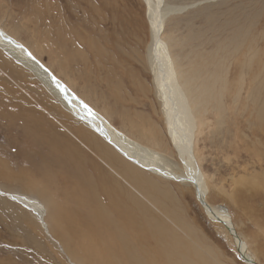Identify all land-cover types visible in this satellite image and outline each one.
I'll list each match as a JSON object with an SVG mask.
<instances>
[{
	"label": "rangeland",
	"instance_id": "1",
	"mask_svg": "<svg viewBox=\"0 0 264 264\" xmlns=\"http://www.w3.org/2000/svg\"><path fill=\"white\" fill-rule=\"evenodd\" d=\"M124 1L127 6L123 7L136 12L139 19L137 29L124 28V35L113 31L115 28L96 14L91 17L89 2L81 0H0V28L32 50L121 132L144 145L153 141L150 148L179 166L150 67L152 35L146 5L142 0ZM166 4L184 9L167 20L163 36L174 45L171 50L181 80L189 88L194 105L198 126L194 151L207 178L206 200L215 208L227 210L236 233L246 244V254L257 264H264V0H166ZM47 15L49 20L44 18ZM48 21L53 26L44 24ZM65 28L73 29L74 35L62 42L59 36L64 37ZM132 30L136 32L133 39L128 38ZM117 49L122 56L115 53ZM112 57L123 66L119 72ZM107 68L115 79L124 68L146 91L131 95L124 82L123 94L131 99V105H119L105 84L96 83L106 77ZM45 89V83L28 65L0 46V264H172L189 259L190 264H247L234 235L209 219L190 183L141 170L99 135L94 141L114 153L110 162L114 173L121 174L122 186L127 184L125 189L140 200V208L143 204L153 210L139 224L129 225L130 230H144L136 236L140 245L135 244L136 251L127 241L128 247L119 246L115 237L101 234L102 228L94 234L85 225L67 227L69 237L59 234L54 218H60L59 213L75 218L82 209L77 198L64 193L60 178L52 183L30 166L37 162L33 157L38 151L34 152L33 146L39 143L28 139V129L37 132L39 139H51L40 125L52 121L56 134L59 129L68 132L57 134V144L73 136L70 127L60 124L71 123L65 118L69 113L66 106L56 96L50 103ZM133 102L138 106L132 107ZM137 108L145 117H134L139 113ZM142 121L155 126L144 138L133 131V124ZM21 147H26V152H21ZM92 155L110 176L112 169ZM89 167L92 169L83 167L85 177L91 174ZM76 181L85 180L74 178L68 190L73 192ZM86 185L93 190L98 187ZM17 196L44 206L50 214H45L49 227ZM110 213L113 220L118 218ZM160 231H165L164 237H158Z\"/></svg>",
	"mask_w": 264,
	"mask_h": 264
},
{
	"label": "bare ground",
	"instance_id": "2",
	"mask_svg": "<svg viewBox=\"0 0 264 264\" xmlns=\"http://www.w3.org/2000/svg\"><path fill=\"white\" fill-rule=\"evenodd\" d=\"M81 1L89 2L90 7L92 8V12L90 13L91 17H94L96 14L97 18L101 20L104 19V21L109 23L110 26L112 25V28H115L113 31L116 30L124 35L126 33L123 31L124 28L135 27V29H137V25L139 24V19L137 17L138 14H136L133 10H128L123 7V5L127 6V2L124 0ZM142 1L146 5V13L149 17V25L152 35V43L148 49L150 67L156 80L160 101L162 102L166 119L167 133L173 148L177 152L179 166L174 165L172 161L164 155L150 148V146L154 143L153 141H148V144L145 143L144 145L121 132L103 115L89 106L85 100L75 94L64 81L50 71L37 57H35L36 55L32 52V50L24 46L22 43L21 45L20 42L16 41L0 28V46L9 51L11 54L16 55L45 83V86L48 88L45 89V93L47 94V98L50 100V103L54 102V98L56 96V98L66 106L69 112L66 114L65 118L67 119V122L71 121V123L66 124L65 122H60V124L70 127V130L68 129L69 134H73L74 138L72 136V139H67L66 136H63V138L67 139V141L65 140V143L62 142L61 144H57L56 140L57 134H66L67 130L64 129L65 131H61L59 129L56 134L55 127L52 125L54 123L52 121H49L50 123L48 124L50 125L46 123H44V125H40L42 128L41 130L45 132L47 137L48 135L52 136L51 139L47 138L48 141L45 139L46 137L44 139L40 138L42 140L41 141L36 134L37 132L28 129V139L32 142L39 143L38 147L37 145L33 146V151L38 152L36 156L33 157L36 158L37 162L30 163L31 169L35 171V173L37 172V174L39 172L42 178L51 180L52 183L60 178V181L63 182L66 188L64 193H68L69 195H73L74 198H77L82 209V211L80 210L81 212L79 211V213L75 215V218H67L68 215L70 216L69 213H66L67 215H64V217L62 213H59L60 218H54V226L57 232L63 237L65 235H68V237L70 236L67 230V227L69 226L79 228L80 226L82 227L85 225L87 228L92 229L94 234H97L102 228L103 231L101 234L115 237L119 246H124L126 248L130 245L135 251V244L139 247L140 242L137 241L136 236L143 234L144 230L139 227L130 230L129 225L139 224L145 216H151L153 210L150 207L148 209L152 211L147 210L143 204V208H140V206H138L140 200L134 198L128 189H125V187L127 188V184L124 185L125 187L122 186L123 183L119 179V175L121 174L114 173V166L110 162L114 153L108 152L106 145H99L94 141V139L100 136V138H103L104 141H107L109 144L114 146V148L124 157L141 167V170H144L145 172L148 171L150 173L152 172L157 176L159 175L165 179L169 178L170 180H175L180 183H190L188 185H191L195 189L197 199L204 207V210L206 211L205 213L209 219L215 223L222 224L229 230L230 234L234 235L237 248H239L243 258L246 259L247 264H257L252 256H248L246 254V244L242 237H239L236 233L235 225L227 210L215 208L206 200L208 192L207 178L199 166L194 151L196 132L198 128L194 105L190 97L189 88L186 86L185 81L181 80L180 70L176 64L175 55L171 50L174 45L171 46L170 43L172 41H169L167 37L163 36L167 20L176 14H180L184 11V9L167 5L166 0ZM118 5H120V7ZM107 14L110 17L107 18ZM128 16L129 18H127ZM44 18L49 20L50 15H47ZM44 24H50V22L48 21ZM129 28L128 30L130 31ZM65 29L67 32L64 37H62V34L59 36L62 42H65L66 38H70V36L74 35L73 29ZM135 33L136 32L132 30V33H128V38L133 36V39L135 37ZM49 34H51V31ZM83 43H86V41L84 40ZM76 45L77 44L75 42L74 46ZM110 45L113 44L111 43ZM63 51L61 55L65 54ZM77 53L78 52H76V54ZM115 53L118 56H122L123 54L119 49H117ZM111 60L118 64L113 57ZM120 67L123 66L119 65L116 67L117 71ZM120 73V76L115 79L111 69L107 68L106 77L98 78L96 83L105 84L110 96L116 99L119 105L126 108L131 105L129 103L131 99H128V96L123 94V83L126 82L127 92L130 89V94L134 96L140 92H145L146 88L144 86H139L137 78H133V76L130 75L129 72L125 71L124 68H122V72ZM113 82L114 84L111 85ZM134 102L132 107L138 106L134 105ZM135 104H139V102H136ZM134 117L140 118L145 117V115L142 114V111H139V113ZM79 122H81V124ZM154 127L155 126L152 122L142 121L140 124H133V131H135L139 137L144 138L146 137L147 130ZM86 128L93 130L97 135L91 131L88 133ZM37 129H40V127ZM90 135L92 136V141H89ZM22 150L26 152L27 148L21 147L20 151L22 152ZM61 151L65 153L64 158H61ZM44 152L47 154L44 155ZM92 154L97 156V158H100L101 162L112 169L113 173H111L110 176L108 174L110 172H106L108 169H104L103 164L99 163V161ZM87 165L91 166L92 169L89 167L91 174L88 173L85 177L86 173L83 172V170H85L83 167ZM137 175L138 174H136V176ZM78 177H83L85 181H83V183L81 181H76L75 188H73L74 186L72 187L73 192L68 190V185L72 183L74 178ZM121 177L126 179L124 176ZM86 182L89 185L90 183L91 185L98 184V187L95 190L90 189L86 185ZM37 192L38 194L43 195L42 190ZM62 192L60 191L59 193L63 194ZM64 199L66 200L67 198L65 197ZM17 200L24 201L27 205L33 207L39 221L48 226L45 216L50 214H46L49 212H47L44 206L21 196H17ZM70 200L71 198L69 201ZM72 203L74 204V202ZM74 206L75 205H73V207ZM109 211L116 213L118 218L115 217L113 220ZM150 227L153 228L154 224L151 223ZM164 233L165 231L158 232V237H164ZM145 240L146 238L143 239V245H145ZM172 264H190V259Z\"/></svg>",
	"mask_w": 264,
	"mask_h": 264
},
{
	"label": "water",
	"instance_id": "3",
	"mask_svg": "<svg viewBox=\"0 0 264 264\" xmlns=\"http://www.w3.org/2000/svg\"><path fill=\"white\" fill-rule=\"evenodd\" d=\"M239 249V248H238ZM243 258V257H242Z\"/></svg>",
	"mask_w": 264,
	"mask_h": 264
}]
</instances>
